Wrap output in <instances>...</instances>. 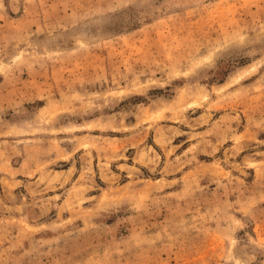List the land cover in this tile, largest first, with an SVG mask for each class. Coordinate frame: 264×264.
<instances>
[{"label": "rangeland", "instance_id": "rangeland-1", "mask_svg": "<svg viewBox=\"0 0 264 264\" xmlns=\"http://www.w3.org/2000/svg\"><path fill=\"white\" fill-rule=\"evenodd\" d=\"M0 264H264V0H0Z\"/></svg>", "mask_w": 264, "mask_h": 264}]
</instances>
